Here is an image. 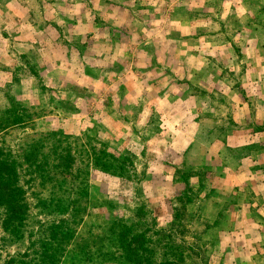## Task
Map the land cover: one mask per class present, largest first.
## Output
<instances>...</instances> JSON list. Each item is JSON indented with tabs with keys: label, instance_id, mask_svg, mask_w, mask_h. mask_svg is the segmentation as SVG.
<instances>
[{
	"label": "crops",
	"instance_id": "1",
	"mask_svg": "<svg viewBox=\"0 0 264 264\" xmlns=\"http://www.w3.org/2000/svg\"><path fill=\"white\" fill-rule=\"evenodd\" d=\"M42 14L40 27L22 21L21 42L0 43V86L46 108L36 120L80 136L108 103L134 113L139 157L169 159L165 173L243 178L220 192L264 179V0H60Z\"/></svg>",
	"mask_w": 264,
	"mask_h": 264
},
{
	"label": "rangeland",
	"instance_id": "2",
	"mask_svg": "<svg viewBox=\"0 0 264 264\" xmlns=\"http://www.w3.org/2000/svg\"><path fill=\"white\" fill-rule=\"evenodd\" d=\"M59 1L0 0V43L21 42L27 35L20 26L22 21L28 17L36 28L42 26L46 4ZM11 52L18 56L14 48ZM18 58L37 72L33 60ZM46 92L56 94L51 90ZM15 97L14 85L0 86V121L14 117ZM21 104L22 116L30 121L14 130H24L29 138H39L42 144L39 150L52 157L50 145L58 126L49 119L36 120L46 108ZM107 108V115H92L88 131L80 136L68 135L70 147L64 145L63 153L75 157L74 164L67 163L65 168L68 172H79L81 181L77 186L82 190L86 186L87 197L79 216L64 223L66 230L58 233L56 260L39 262L37 253L35 258L26 256L24 249L33 242L30 238L16 239V220L11 219L7 224L0 210V264L6 261L7 264H84L80 254L84 252L91 255L89 264H264L263 176H252L247 192H220L219 183L227 188L231 184H243V178L233 180L223 176L222 182H215L213 174L207 175L204 170L184 164L168 170L170 174L165 173L169 159L150 151L139 157L141 146L136 143L135 133L140 132V127L133 122L134 118L130 119L134 113L119 116L109 111L108 103ZM114 117L126 123L128 130L112 122ZM142 135L144 139L149 137V131L143 130ZM76 138L87 141L85 148L88 146L93 154L91 162L79 161L83 147ZM258 148L254 146L253 150ZM57 169L49 173L61 176L60 172L67 170ZM51 186L52 183L45 184L46 189ZM66 231L69 232L63 237ZM74 245L73 253L63 257Z\"/></svg>",
	"mask_w": 264,
	"mask_h": 264
},
{
	"label": "trees",
	"instance_id": "3",
	"mask_svg": "<svg viewBox=\"0 0 264 264\" xmlns=\"http://www.w3.org/2000/svg\"><path fill=\"white\" fill-rule=\"evenodd\" d=\"M15 103L14 117L0 121V210L7 224H10L11 219L16 220L14 224L16 239L30 238L33 242L31 247L24 249V254L34 257L37 253L39 262L53 263L56 260L54 250L58 247L60 237L58 233L66 230L64 223L78 217L84 209L86 186H83L84 190L79 189L77 186L81 181L79 172L75 170L68 172V168H65L68 166L67 163L70 166L74 164L75 159L72 153L71 155L69 152L63 153L65 147H70L68 143L70 137L57 131L54 133V142L52 141L50 145L53 156L50 157L40 151L42 144L39 138L33 136L29 138L24 130L21 132L14 130V127L30 121L29 118L22 116L24 106L21 102ZM76 139L78 145L83 147V157L79 161L85 159L91 162L93 154L88 146L85 148L87 141ZM59 167L67 169L60 172L61 176L55 175L56 172L49 173L51 170H59L57 169ZM46 183H52V186L46 189ZM28 218H32L33 221L27 222ZM68 232L62 233V236L65 237ZM46 234L48 236L44 237ZM74 247L75 245L66 250L63 257L66 253H73ZM80 254L84 264L92 262L90 254L86 252Z\"/></svg>",
	"mask_w": 264,
	"mask_h": 264
}]
</instances>
